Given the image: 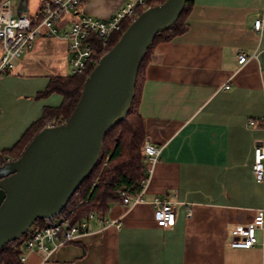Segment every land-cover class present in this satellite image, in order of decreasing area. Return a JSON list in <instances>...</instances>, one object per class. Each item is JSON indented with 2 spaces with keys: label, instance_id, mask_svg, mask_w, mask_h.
<instances>
[{
  "label": "crops",
  "instance_id": "crops-1",
  "mask_svg": "<svg viewBox=\"0 0 264 264\" xmlns=\"http://www.w3.org/2000/svg\"><path fill=\"white\" fill-rule=\"evenodd\" d=\"M43 1L28 0L33 23ZM130 1L81 0L73 19H109ZM71 19L61 18V32ZM257 20L264 21V0H195L188 30L160 43L146 69L140 113L147 142L163 151L143 201L111 206L104 222L91 221L89 234L44 264H264L260 245L232 246L236 226L264 207V182L253 173L255 147L264 143V33L254 29ZM254 52L257 59L238 63L239 54ZM70 74L68 42L37 37L0 76V120L9 121L18 106L14 117L24 134L44 107L62 101L57 93L37 94L52 76ZM163 195L176 202L168 228L154 217L153 202ZM257 236L261 241L260 230ZM23 252V264H42V253Z\"/></svg>",
  "mask_w": 264,
  "mask_h": 264
},
{
  "label": "water",
  "instance_id": "water-1",
  "mask_svg": "<svg viewBox=\"0 0 264 264\" xmlns=\"http://www.w3.org/2000/svg\"><path fill=\"white\" fill-rule=\"evenodd\" d=\"M186 0H165L140 13L86 79L68 120L34 136L21 156L0 168V250L38 219L60 214L92 173L107 132L124 120L140 63L157 34L181 16ZM19 0L16 15L26 14Z\"/></svg>",
  "mask_w": 264,
  "mask_h": 264
},
{
  "label": "built area",
  "instance_id": "built-area-1",
  "mask_svg": "<svg viewBox=\"0 0 264 264\" xmlns=\"http://www.w3.org/2000/svg\"><path fill=\"white\" fill-rule=\"evenodd\" d=\"M81 0H44L43 15L39 22L33 24L26 14L16 15L10 0H0V76L11 73L16 62L23 54L33 46L39 36L63 38L69 46V65L71 74H84L91 63H98L103 56L93 47L96 39H100L107 45L111 36L122 29L125 20L134 21L139 15L138 8L144 10L151 7L155 0H132L118 10L109 19H99L91 15L83 14L73 19L78 13V5ZM63 17L72 18L69 28L61 32L58 22ZM254 29L260 34L264 33V21L257 20ZM258 52L251 55L241 53L238 63L243 66L250 60L257 59ZM226 85L225 88H229ZM1 111V110H0ZM48 127L56 126L49 123ZM163 146L150 142L145 144V153L148 158L149 175L142 182L143 189L136 195H128L121 191V204L130 209L135 204L143 201V193L148 186L155 165L159 162ZM14 160V159H13ZM12 161V160H9ZM8 161V162H9ZM3 164H0V168ZM253 173L256 179L264 182V143L258 144L254 150ZM176 202L167 195L157 197L154 202V217L159 227L168 228L176 221ZM70 210L68 214L57 215L45 219L44 225L31 231L23 244L25 252H40L43 254L44 264L48 258L61 246L75 242L90 233L89 223L95 219L104 222L100 213H90L85 219L72 222ZM262 232V240L259 241L257 231ZM235 240L233 247L250 248L260 245L264 252V207L258 211L254 218L246 225H238L234 230ZM264 258V254H263ZM21 262H25L24 252L20 254Z\"/></svg>",
  "mask_w": 264,
  "mask_h": 264
},
{
  "label": "trees",
  "instance_id": "trees-1",
  "mask_svg": "<svg viewBox=\"0 0 264 264\" xmlns=\"http://www.w3.org/2000/svg\"><path fill=\"white\" fill-rule=\"evenodd\" d=\"M164 1L155 0L150 6L159 5ZM194 2L195 0H186L179 19L169 29L155 37L140 63L134 97L126 118L107 132L95 168L58 215L68 214L70 210H73V214H70L72 222L81 221L90 213H100L104 216L111 206L122 202L119 194L121 191L132 196L142 191V182L149 175L148 158L145 153L146 123L140 113L146 69L153 60L156 47L160 43L182 35L188 30V17ZM142 12L143 9L138 8V14ZM131 22V20H125L122 23V29L111 36L107 45L98 38L93 47L104 55L116 44ZM95 66L96 63L89 64L84 74L52 76L49 79L46 87L37 94V98H46L57 93L62 96L60 105L44 107L42 116L25 131L15 145L0 151V164L19 158L34 136L46 128L48 123L59 125L68 120L81 98L84 83ZM44 223L45 219L36 220L20 238L7 243L0 250V264H23L20 254L23 252V244L28 234L41 228Z\"/></svg>",
  "mask_w": 264,
  "mask_h": 264
},
{
  "label": "rangeland",
  "instance_id": "rangeland-1",
  "mask_svg": "<svg viewBox=\"0 0 264 264\" xmlns=\"http://www.w3.org/2000/svg\"><path fill=\"white\" fill-rule=\"evenodd\" d=\"M12 8H15L19 0H10ZM19 108L16 106L13 109V113L9 118V121L0 120V151L4 149H10L20 139L21 135L18 131V125L21 119L17 120L14 115L19 113ZM1 114V113H0ZM25 133V132H24Z\"/></svg>",
  "mask_w": 264,
  "mask_h": 264
}]
</instances>
